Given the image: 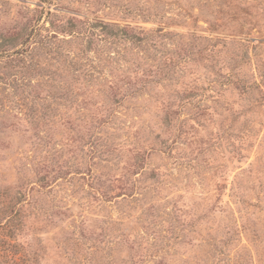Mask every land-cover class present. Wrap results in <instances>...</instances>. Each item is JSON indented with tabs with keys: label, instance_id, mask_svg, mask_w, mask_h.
I'll use <instances>...</instances> for the list:
<instances>
[{
	"label": "rangeland",
	"instance_id": "rangeland-1",
	"mask_svg": "<svg viewBox=\"0 0 264 264\" xmlns=\"http://www.w3.org/2000/svg\"><path fill=\"white\" fill-rule=\"evenodd\" d=\"M0 264H264V0H0Z\"/></svg>",
	"mask_w": 264,
	"mask_h": 264
}]
</instances>
